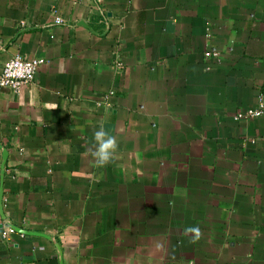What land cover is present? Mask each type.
<instances>
[{"label":"crops","instance_id":"obj_1","mask_svg":"<svg viewBox=\"0 0 264 264\" xmlns=\"http://www.w3.org/2000/svg\"><path fill=\"white\" fill-rule=\"evenodd\" d=\"M13 56L45 63L0 89V264H264V0H0Z\"/></svg>","mask_w":264,"mask_h":264},{"label":"built area","instance_id":"obj_2","mask_svg":"<svg viewBox=\"0 0 264 264\" xmlns=\"http://www.w3.org/2000/svg\"><path fill=\"white\" fill-rule=\"evenodd\" d=\"M52 20L59 24L61 19L57 16V11L52 9ZM217 52L211 50L206 51L205 57H217ZM45 62L39 59L32 61L23 60L19 56H13L9 58L3 65L0 72V89H7L15 94H18L21 89L28 88L35 82V76L40 65ZM264 103L259 102L256 106L247 110L244 117L248 119L258 118L263 114ZM16 234L12 225L3 220L1 224V238L3 241H8L12 235Z\"/></svg>","mask_w":264,"mask_h":264},{"label":"clouds","instance_id":"obj_3","mask_svg":"<svg viewBox=\"0 0 264 264\" xmlns=\"http://www.w3.org/2000/svg\"><path fill=\"white\" fill-rule=\"evenodd\" d=\"M118 149V142L115 136L105 131L102 127L94 133V146L90 149V154L94 158L95 166L106 167L114 159ZM185 234H191L190 242L195 244L201 238L199 227H187Z\"/></svg>","mask_w":264,"mask_h":264},{"label":"water","instance_id":"obj_4","mask_svg":"<svg viewBox=\"0 0 264 264\" xmlns=\"http://www.w3.org/2000/svg\"><path fill=\"white\" fill-rule=\"evenodd\" d=\"M5 155V152L3 151V156ZM4 158H3V161H2V165H1V179H2V174H3V167H4ZM1 202H2V189H0V212H1ZM2 216V215H1ZM2 219H3V217H2ZM14 229H15V232L16 233H20V234H24V235H28L29 233H27V232H24V231H22V230H19V229H17V228H15L14 227ZM42 236V235H41ZM42 237H44V236H42ZM46 238V237H45Z\"/></svg>","mask_w":264,"mask_h":264}]
</instances>
